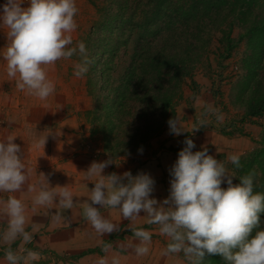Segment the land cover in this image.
Instances as JSON below:
<instances>
[{
	"label": "clouds",
	"instance_id": "clouds-1",
	"mask_svg": "<svg viewBox=\"0 0 264 264\" xmlns=\"http://www.w3.org/2000/svg\"><path fill=\"white\" fill-rule=\"evenodd\" d=\"M24 3L25 0H6L0 6V27L7 29V44L0 58L6 61L7 75L15 80L17 89L43 101L55 91L46 66L78 54L81 60L74 66V75L82 77L92 61L84 42L68 47L73 43L71 33L77 27L75 0H27L26 7L22 6ZM210 115L217 121L223 120L219 109L207 105L202 113L205 118L198 119L193 130L206 127ZM168 125L174 135L186 132L177 117L170 119ZM52 134L39 137L36 146L44 147ZM14 140L15 137L8 136L5 141H0V192L22 191L31 175L20 155L22 149ZM184 144L186 146L179 151L169 169L172 177L169 196L163 201L151 197L155 181L149 174L140 172L133 176L126 171L122 175H103L104 169L112 164L111 157L103 162L93 161L83 171L85 179L96 177L88 198L80 204L84 220L98 236L119 232L120 227L104 218L100 208L94 205L118 209L122 218L130 222L126 227L138 241H130L122 247L131 248L137 257L147 256L152 242L150 231L133 226L143 212L146 222L158 225L160 235L169 238L162 250L163 256L182 253L188 264H203L207 253L221 256L227 264H264V228L261 227L264 193H254L257 173L249 171L239 178L238 184H233L235 176L229 172L226 162L209 155L204 146L193 152L195 144L190 138H186ZM227 160L236 168L241 166L239 155L231 154ZM40 177L27 189L35 193L33 212L37 207L50 211L55 206L58 210L52 213V219L56 222L65 219L60 210H70L76 205L72 191L67 185L50 186L44 173H40ZM225 181L227 187L223 188L221 185ZM0 211L7 217V228L0 239L9 245L5 249L8 264H30L37 260L38 252L31 249L14 251L10 246L17 238L32 241V235L25 230L24 202L10 195L6 200H0ZM98 243L106 255L99 258L97 264H121L118 252L108 255L112 250L111 243L103 240Z\"/></svg>",
	"mask_w": 264,
	"mask_h": 264
},
{
	"label": "crops",
	"instance_id": "crops-1",
	"mask_svg": "<svg viewBox=\"0 0 264 264\" xmlns=\"http://www.w3.org/2000/svg\"><path fill=\"white\" fill-rule=\"evenodd\" d=\"M5 2L6 0H0V6ZM75 2L78 5L76 15L85 16L87 0H75ZM22 6H27V0ZM75 23L77 27L71 33L73 39H77L73 34L80 30L77 20ZM6 32V28L0 27V57L7 44ZM63 62L64 60L60 59L54 65L46 66L48 78L55 84V91L47 100L42 101L17 89L15 80L7 75L6 61L0 58V141H5L8 136L15 137L14 142L22 149L20 155L23 163L31 170L29 180L22 191L0 192V200H6L12 195L24 202L27 216L25 230L32 235L31 242L17 238L10 245L11 248L14 251L31 249L38 252L39 258L31 261L30 264H97L98 259L106 255L101 251V245L98 243L103 240L112 244L109 256L117 252L120 254L121 264H183L179 254L175 256L161 254L169 238L160 235L158 225H149L143 212L140 213L141 217L133 222V226L144 228L152 234L149 254L144 257H137L131 248L122 247L130 241L133 243L138 241L134 240L131 231L126 227L130 222L122 218L118 209L94 205L100 208L99 211L104 218L120 227L119 232L98 236L91 225L84 220L80 204L88 198L96 177L85 179L83 171H86L93 161L103 162L108 158L106 159L105 153L98 151V147L92 145L88 134L85 133L83 116L89 108L85 84L78 82L80 87L74 84L76 77L72 73L64 74ZM208 99L202 95L196 97L195 111L185 113L193 115L194 118L192 120L187 118L184 121L182 116L179 120L186 132L178 136L170 134L166 139H162L165 148L156 152L154 157L141 162L127 156L120 161L112 162L102 174L122 175L130 171L135 176L140 172L147 173L155 181L151 197L163 201L169 196L172 179L169 169L177 160L179 151L186 146L184 141L190 138L189 132H193L191 138L195 144L193 152L202 150L204 146L207 147L208 154L217 160L219 155L223 158V154L230 152L218 148L219 143L222 145L227 142L224 136L201 128L193 130L197 125L198 120L195 121V118L198 119V113L203 107L212 104ZM50 132L53 134L48 136L44 147H37L35 143L37 139ZM209 147H213L210 152ZM40 173L48 177L50 186L67 185L73 193L76 205L70 210H60L65 219L59 222L52 219V213L58 210L55 206L50 211L41 207H37L35 212L32 210V197L35 193H30L27 189L29 184H35L40 180ZM221 187H227L226 181ZM46 212L49 214L46 215ZM6 228L7 217L0 211V235ZM7 247L9 245L0 239V264H8L5 259Z\"/></svg>",
	"mask_w": 264,
	"mask_h": 264
},
{
	"label": "rangeland",
	"instance_id": "rangeland-1",
	"mask_svg": "<svg viewBox=\"0 0 264 264\" xmlns=\"http://www.w3.org/2000/svg\"><path fill=\"white\" fill-rule=\"evenodd\" d=\"M256 2L252 3L250 7L246 5L249 10L248 15L253 14L255 16H247L246 18V11L242 13L238 11L236 16L220 22L215 29H210L212 25H209L206 37L209 36L211 38V45L208 51L205 52V59L195 69L197 82L195 92L187 85H181V83L174 85L172 94L171 91L169 92V96L171 95L173 100L174 112L156 113L151 117L154 120L151 123V130L153 132L150 133L145 145L140 148L127 147L125 153H116L119 146L125 148L126 142L130 140V135L126 136V132L130 134L131 131H136L141 125H144L145 121L135 119L137 109H133L131 115H128L129 110L124 114L122 113L124 117L119 126L116 122L115 114L113 113V115L109 116L107 113V100L104 98L105 92H102L99 88L95 89V91L89 88L91 79L94 81L97 77H90L88 72L82 77L75 76L76 82L74 84L80 87L78 82L84 83L86 87L89 108L84 113L83 122L86 128L85 133L88 134L92 145L96 148L98 147L99 152L105 153L107 155L105 156L106 159L111 157L112 162L120 161L121 158L127 156L141 160V162L154 157L156 152H160L165 148L163 140L170 134L172 135L168 121L174 117L180 120L182 116H184V121L187 118L192 120L194 116L186 115L185 113L195 111L196 97L202 95L212 101L211 106L220 110L223 120L217 121L215 116L210 115L207 117V126L202 127L201 130L214 131L224 136L227 140L222 145L219 143L218 148L230 152L223 154V158L221 157L222 155H219L218 160L222 161L224 159L229 172L235 176L233 177V184H238L239 178L248 173L247 169L250 168L249 165L252 162V158H255V154L258 151L264 150V116H254L250 114L252 111L249 110L251 107V92L255 88H258L255 85L257 82L261 88H258L257 91L260 89L264 92V0H256ZM75 5L76 7L78 6L76 2ZM243 13L244 15H241ZM116 14H120V11L114 6V0H87L85 16L81 14L75 15V20H77L80 30L76 31V34H73L76 35L74 38L77 39L72 38L73 43L68 47H75L82 41L87 48L88 41L91 40L89 43L94 52L98 48V42L95 45L96 37L94 33L96 29L98 32V29L101 30L102 25H106L109 20H112L111 29H105L99 33L102 36L99 43L101 52L100 54H98V51L94 53L96 62L99 61L109 36L112 35L114 38H119L123 35V33L118 34L116 28L118 20H114ZM129 18L128 16V20ZM255 18H258L260 22V29L250 36L248 35V29L255 23L249 22L246 24V22ZM93 31L94 33L92 34ZM129 35L130 33L125 36L130 37ZM226 35H229L231 38V42L228 44V47H232L230 52H228L229 48L225 47V44H222V39ZM138 39V35L133 34L132 39L129 41V49H122L120 51V53L123 52L121 53V58L115 61L120 62L127 50L131 53L134 46L137 45ZM114 43V46L120 44V42L115 40ZM63 60L62 71L64 74H74V66L80 62L81 57L77 54ZM172 83H175V81ZM133 106L137 108L135 103H133ZM204 110L205 107L198 113V119L205 118L202 116ZM198 119L195 118V121ZM158 122L162 123L160 127L153 125V123L157 124ZM115 124L118 128L115 127ZM192 134L193 132L188 133L190 139L193 137ZM112 136L113 138H111ZM119 137L121 138L120 140ZM122 143L124 144L123 146L121 145ZM212 148L209 147V152ZM140 149H142V152ZM231 154L239 155L241 165L239 168H236L227 160V157ZM255 172H257L255 182L257 186L261 187L260 190L264 191V172L262 173L259 169L255 170ZM261 227L264 228V215L261 216ZM179 255V258L183 259V264H188L183 254ZM210 257L212 258V255ZM206 258L208 260L207 253L205 255ZM217 259L220 261L219 264H227L221 256L218 255Z\"/></svg>",
	"mask_w": 264,
	"mask_h": 264
},
{
	"label": "trees",
	"instance_id": "trees-1",
	"mask_svg": "<svg viewBox=\"0 0 264 264\" xmlns=\"http://www.w3.org/2000/svg\"><path fill=\"white\" fill-rule=\"evenodd\" d=\"M255 2L256 0H114V6L120 11L114 18L118 20L116 28L118 34L123 35L119 38L110 35L102 57L96 62L94 53L101 52L99 43L102 36L99 33L111 29L112 20L102 25L98 32L97 29L95 33L92 32L95 34V45L98 42V48L93 52L89 43L91 40L88 41L86 49L92 61L88 75L94 78L96 76L97 79L94 81L91 79L89 88L94 91L99 88L105 92L107 113L109 116L115 114L119 126L123 121L122 115L128 112L127 110L128 115H131V111L137 109L135 119L145 121L136 131H131L130 134L126 132L125 135H130V140L126 142L125 148L119 146L116 153H125L127 147L140 148L145 145L150 133L153 132L151 123L154 120L151 117L156 113L174 112L173 100L171 95L169 96L174 85L181 83L195 92L197 88L195 69L205 59V52L211 45V38L206 37L209 25H212L210 29H215L220 22L236 16L238 11L239 13L246 11V18L255 16L248 15L249 10L246 6L250 7ZM249 22L255 23L251 30L248 29V35L252 36L251 34L259 31L260 22L258 18L251 19L246 24ZM128 33L130 37L125 36ZM133 34L139 37L137 45L132 48L131 53L125 50L124 57L120 62H116L115 60L121 58L123 53L120 51L129 49V41ZM114 40L120 44L114 46ZM230 42L229 35L223 37L222 44H225V47H228ZM228 48L230 52L232 47ZM126 59L128 60L122 63ZM173 81L175 83H172ZM255 85L260 88L258 82ZM258 88L251 92L249 110L252 111L250 114L263 117L264 92L260 90L261 88L257 91ZM161 124L153 123L157 127ZM115 127L118 128L116 124ZM254 157L247 172L259 169L263 173L264 150L258 151ZM260 189L254 180V193H264ZM217 257L218 255H212L211 258L208 255V260L206 258L203 264H219Z\"/></svg>",
	"mask_w": 264,
	"mask_h": 264
}]
</instances>
